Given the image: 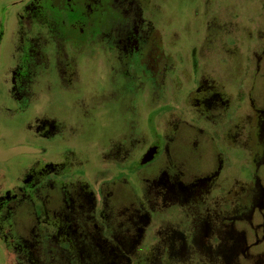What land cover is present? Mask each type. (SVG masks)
I'll return each instance as SVG.
<instances>
[{
  "label": "flooded vegetation",
  "instance_id": "obj_1",
  "mask_svg": "<svg viewBox=\"0 0 264 264\" xmlns=\"http://www.w3.org/2000/svg\"><path fill=\"white\" fill-rule=\"evenodd\" d=\"M0 1L3 2L1 61L3 46L10 43L12 14H16L18 24L25 18L35 22L37 15L33 8L39 0ZM90 1L71 0V3L82 11ZM181 1L165 2L178 6ZM161 8L157 7V11ZM114 21V37L124 42L132 33L131 8L120 11ZM21 28L16 27V30ZM163 28L169 29L167 23ZM198 56L193 46L191 77L180 82V87L186 82L190 86L179 121L168 122L165 133L152 138L137 164L131 160L124 168L99 169L90 175L85 168L76 167L67 170L65 175L71 177L68 180L59 176L57 164L50 162L48 170V164L41 165V160L52 161L51 151L55 150L57 142L66 141L65 134L60 132L65 124L82 126L85 123L103 128L93 115L106 105V86L101 92H88L91 64L86 59L79 64L80 75L74 80L72 91H61L52 82L47 86L44 77H32L25 71L18 83L9 85L12 90L7 88L5 100L14 103L16 110H22L21 100L36 99V108H39V119H36L40 124L36 123L35 130L39 131L40 138L51 134L52 139L41 138L37 142L40 146L35 154L37 165L28 168L18 183L10 185L9 179L0 192V249L7 264H250L248 259L246 261V252L258 254L264 264L260 240L250 242L248 239L252 236L255 240L254 227L264 225V95L259 93L258 99L252 96L256 80H264V76L256 77L254 71L250 77L245 70L238 83L236 92L241 98L251 106L257 104L262 108L257 110L253 106L256 111H252L248 126L242 124L235 132L228 121L232 88L226 89L222 84L224 78L229 81L227 75L234 69L220 65L213 76L211 60L197 67ZM211 63L214 65L213 61ZM259 68L257 64L256 69ZM73 96L81 100L77 102V106L83 108L81 113L71 112L74 107L68 101ZM110 111L114 113V109ZM11 114L7 116L0 111V125L9 123L19 130L21 118ZM243 129L246 134L239 132ZM177 132L180 137L186 133V141H191V134L196 135L191 141L194 147H198L199 142L210 147L211 156L207 159L211 162L205 169L185 170L178 165L176 171L170 170V149ZM3 137L7 141L6 130ZM42 141L45 144H41ZM49 141L51 146L47 149ZM240 141L244 146L242 155L238 153L240 156L234 157L235 143ZM64 147L67 155L72 147L68 144ZM163 152L165 169L155 175L138 171ZM69 182L73 185L65 187ZM3 185L0 182V189ZM53 192L57 193L55 203L49 198ZM23 204L32 217L27 233L22 227H13L12 213ZM257 260L260 264V259Z\"/></svg>",
  "mask_w": 264,
  "mask_h": 264
},
{
  "label": "rangeland",
  "instance_id": "obj_2",
  "mask_svg": "<svg viewBox=\"0 0 264 264\" xmlns=\"http://www.w3.org/2000/svg\"><path fill=\"white\" fill-rule=\"evenodd\" d=\"M165 1L91 0L81 11L71 0H39L33 8L37 15L35 22L25 18L18 24L14 18L16 14H12L10 43L4 44L0 61V111L7 116L14 113L15 117L21 118L22 127L16 130L9 123L0 125V182L4 184L0 192L9 179V184L14 185L28 168L37 165L38 141L41 138L52 139L51 134L40 138L39 131L35 130L36 123L40 124L36 99L21 100L22 110H16L14 103L5 100L7 88L18 83L24 71L31 73L32 77H44L47 86L51 82L52 85L56 83L54 86L67 92L74 89L73 82L80 75L79 64L86 59L91 64L88 92H101L106 86V105L93 115L103 128L85 123L82 126L65 124L60 132L65 134L66 141L57 142L55 150L51 151L52 161L41 160V165L48 164V170L50 162L57 164L59 176L65 180L71 178L65 175L67 170L76 167L85 168L90 175L99 169L124 168L131 160L137 164L142 150L152 138L164 134L168 122L179 121L184 96H188L186 90L190 86L186 82L184 87H180V82L182 84L191 77L194 63L190 52L193 46L199 54L197 67L213 61L214 65L209 62L213 76L215 68L220 70V65H230L234 69L230 76L226 73L229 81L224 78L222 84L226 89L232 88L228 121L233 124L235 132L242 124H248L252 111H256L253 106L257 110L262 108L257 104L251 106L236 89L245 70L250 77L254 71L256 77L264 76V0H182L178 6L166 5ZM2 3L0 1V12ZM160 6L161 11L158 12L157 7ZM126 8L133 12L132 33L124 42H119L114 37V20ZM165 23L169 29L163 28ZM16 27H22V30H16ZM202 44L206 46L199 47ZM257 64L260 65L259 70L256 69ZM259 93L264 95V80L257 79L252 96L258 99ZM79 96L68 101L76 108L70 109L73 113L83 111L77 106L81 101ZM187 105H190L189 101ZM228 105L225 104L224 108ZM110 109H114V113ZM2 127L7 132V141L3 139L5 130ZM239 132L247 133L246 129ZM191 135L190 140L194 141L197 136ZM186 139V133L181 137L178 132L174 135L170 170L176 171L178 165L185 170L205 169L210 161L207 159L211 156L210 147L200 142L198 147H194ZM65 144L72 147L67 155L63 151ZM235 145L233 156L238 157V153L242 155L244 146L241 141ZM50 146L49 141L45 147L48 149ZM164 156L163 152L157 160L138 171L155 175L165 169ZM4 158H7L6 162ZM262 179L264 183V176ZM72 185L65 183V187ZM49 196L55 203L57 193ZM12 219L15 221L13 227H22L27 233L32 217L25 204L12 213ZM254 228L255 240L252 236L248 239L250 242L260 240V251L264 254V225ZM246 253V261L248 259L250 264H259L257 258L262 264L258 254ZM0 264H7L1 249Z\"/></svg>",
  "mask_w": 264,
  "mask_h": 264
}]
</instances>
